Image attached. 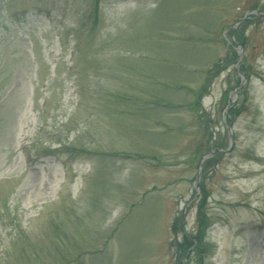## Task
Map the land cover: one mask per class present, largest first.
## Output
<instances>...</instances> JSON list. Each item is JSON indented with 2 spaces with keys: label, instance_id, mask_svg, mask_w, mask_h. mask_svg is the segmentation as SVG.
Wrapping results in <instances>:
<instances>
[{
  "label": "rangeland",
  "instance_id": "1",
  "mask_svg": "<svg viewBox=\"0 0 264 264\" xmlns=\"http://www.w3.org/2000/svg\"><path fill=\"white\" fill-rule=\"evenodd\" d=\"M205 191V264H264V0H0V264H189Z\"/></svg>",
  "mask_w": 264,
  "mask_h": 264
},
{
  "label": "trees",
  "instance_id": "2",
  "mask_svg": "<svg viewBox=\"0 0 264 264\" xmlns=\"http://www.w3.org/2000/svg\"><path fill=\"white\" fill-rule=\"evenodd\" d=\"M235 40L237 42H239L240 45H242L244 47V42L241 41V37H237V34L235 33ZM235 57V60L237 58V55L234 56ZM220 66H216V69H218ZM239 70L243 73V74H246V67L244 66V63L240 65L239 67ZM222 71V69H221ZM236 72V71H235ZM237 74V72H236ZM239 85V81H237V84H236V87ZM235 87V88H236ZM207 85L204 87V90H203V94H205V90L207 89ZM240 92V91H239ZM239 109V107L237 108ZM237 109L232 107L229 109L228 111V114H227V117L226 119H228L226 121V124L232 128L233 126V120H232V116H236V113H237ZM228 135V133H227ZM213 139V138H212ZM227 141V139H226ZM218 140L216 139L215 142H214V145L212 148H215L213 149L212 151H215V150H218L221 148L220 145L217 144ZM218 158H220V153H216L214 158L211 159L210 161L206 162L205 163V170H208L210 169L212 163L217 160ZM214 160V161H213ZM209 198V195L206 193V191L204 192V196H203V200L200 201V204H199V211L201 213V228L198 230L197 229V232H196V236H187L185 233H184V228H183V218L182 217H177L172 225V236H173V239H176L180 237V235H182V239H183V242L180 243V242H177L176 243V249H177V257L178 259H185L187 260L190 264V259H191V255H194L195 253L198 255L199 259H198V264H205V260L204 258L206 257V251H207V245L204 243V241L206 240L205 237H206V232L204 233V229H202L205 225H206V218L204 215H206V213L204 214L203 210L205 209L204 207V203L207 201V199ZM199 213V214H200ZM194 248V252L191 254V253H188L186 255V253L190 250Z\"/></svg>",
  "mask_w": 264,
  "mask_h": 264
},
{
  "label": "water",
  "instance_id": "3",
  "mask_svg": "<svg viewBox=\"0 0 264 264\" xmlns=\"http://www.w3.org/2000/svg\"><path fill=\"white\" fill-rule=\"evenodd\" d=\"M245 20V19H244ZM244 20H242V22L244 21ZM240 51L242 52V48L240 47ZM238 68V67H237ZM239 75L241 76V78H242V81H243V83H244V76H243V74L239 71ZM242 87V85L239 87V88H241ZM228 131H229V133H230V135L232 136V131H231V129L230 128H228ZM231 143H233V139L231 138ZM218 152V151H217ZM214 153H216V152H213V153H211V154H207L205 157H203L202 159H201V161H200V173H199V175H201V170H202V165H203V163L211 156V155H213Z\"/></svg>",
  "mask_w": 264,
  "mask_h": 264
}]
</instances>
